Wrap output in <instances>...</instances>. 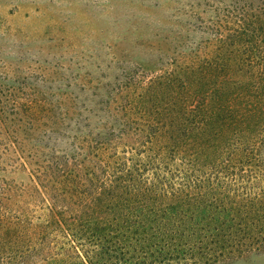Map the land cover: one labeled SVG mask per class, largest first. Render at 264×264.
Segmentation results:
<instances>
[{"label": "trees", "instance_id": "trees-1", "mask_svg": "<svg viewBox=\"0 0 264 264\" xmlns=\"http://www.w3.org/2000/svg\"><path fill=\"white\" fill-rule=\"evenodd\" d=\"M196 1L216 12L192 49L178 43L167 64L94 92L79 122L78 107L30 109L32 128L75 125L65 146L24 153L27 207L0 216V263L232 264L264 254V0Z\"/></svg>", "mask_w": 264, "mask_h": 264}, {"label": "rangeland", "instance_id": "rangeland-1", "mask_svg": "<svg viewBox=\"0 0 264 264\" xmlns=\"http://www.w3.org/2000/svg\"><path fill=\"white\" fill-rule=\"evenodd\" d=\"M205 5L194 9L191 0H0L2 219H13L27 207L21 196L29 174L24 153L65 146L81 110L100 99L94 92L115 91L130 69L156 67L159 58L167 64L178 43L181 49L195 47L216 12L214 4ZM51 106H59L58 115L62 108L78 107L71 116L74 124L61 134L45 120L40 130L31 127L32 108ZM232 264H264V254Z\"/></svg>", "mask_w": 264, "mask_h": 264}]
</instances>
